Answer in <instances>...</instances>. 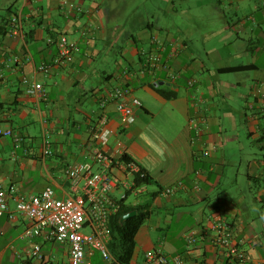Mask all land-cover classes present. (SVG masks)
Masks as SVG:
<instances>
[{
	"label": "crops",
	"instance_id": "1",
	"mask_svg": "<svg viewBox=\"0 0 264 264\" xmlns=\"http://www.w3.org/2000/svg\"><path fill=\"white\" fill-rule=\"evenodd\" d=\"M10 1L0 18V185L30 195L47 186L60 197L73 194L65 168L85 159L90 126L105 111L115 137L151 179L147 191L126 201L151 204L130 264H147L146 253L158 249L169 258L181 254L183 264H235L215 241L216 222L245 250L243 264H264V0H216L213 29L201 32L210 19L195 18L198 26L178 36L147 19L134 22L136 15L123 13L115 0H22L16 10ZM14 17L19 34L12 31ZM60 33L76 43L74 59L42 72L38 67L56 55ZM197 35L208 42L202 51ZM237 66L248 68L231 69ZM35 81L43 96L27 93ZM117 86L143 101L127 127L115 102L100 105ZM231 93L237 103L244 100L243 111L227 104L236 102ZM149 97L174 104L184 98L182 125L140 128L145 115L155 121L162 113L152 110ZM45 128L51 153L44 157ZM15 135L22 138L18 145ZM172 185V194L162 192ZM9 203L14 209L13 198ZM29 223L20 213L14 220L0 215V264H72L68 245L27 238ZM35 244L40 254H32ZM90 258L116 264L99 252Z\"/></svg>",
	"mask_w": 264,
	"mask_h": 264
},
{
	"label": "built area",
	"instance_id": "2",
	"mask_svg": "<svg viewBox=\"0 0 264 264\" xmlns=\"http://www.w3.org/2000/svg\"><path fill=\"white\" fill-rule=\"evenodd\" d=\"M22 29L17 17L12 19V31L19 34ZM57 53L51 62H43L38 69L48 73L54 66L67 65L73 61L77 45L64 33L55 39ZM158 62L160 57H150ZM16 61L19 58H15ZM2 75L0 74V77ZM33 96H43L44 89L40 82H33L27 89ZM115 102L116 110L122 114L123 126L134 121V111L142 107V100L132 95L130 87H114L102 98L100 105L104 109L109 102ZM12 130L4 132L11 135ZM49 130H43L42 154L51 153ZM21 136L15 135V144H20ZM127 146L109 124V114L102 112L90 126L89 150L85 159L69 164L65 174L73 194L60 197L52 186H47L36 195L24 194L16 188H5L0 185V215L7 214L8 219H16L17 213L28 220L24 234L27 238L39 236L43 241L68 245L72 264H93L90 256L99 252L103 259L120 264L113 256L109 243L112 238L110 219L121 209V200L129 194H140L146 191L147 185H137L136 173L145 176L141 167L134 162L122 160ZM124 190L121 198L115 191ZM174 187H166L165 194H172ZM15 201V208L10 207L9 199ZM215 241L226 248V255L235 264L245 262V250L233 241V236L222 222L214 224ZM195 234H187L189 244L195 243ZM41 244H35L32 254H40ZM147 264H183V256L177 254L169 258L160 249L146 253Z\"/></svg>",
	"mask_w": 264,
	"mask_h": 264
},
{
	"label": "rangeland",
	"instance_id": "3",
	"mask_svg": "<svg viewBox=\"0 0 264 264\" xmlns=\"http://www.w3.org/2000/svg\"><path fill=\"white\" fill-rule=\"evenodd\" d=\"M5 0H0V18L2 14L7 13V8L5 5ZM110 2L111 0H105V2ZM119 5V9L123 11V13L127 10V13H132L136 15L133 17V21L136 22L138 20H146L152 21L154 26L162 28L163 32L169 30L174 36H178V32L180 29H185L189 31L192 29L193 26H198L196 24L195 18H204L210 19L212 16L218 14V6L215 4L216 0H115ZM12 8L16 10L18 7L22 5V0H11L10 1ZM209 23H205L201 28V32L207 29H213L211 26L216 25L213 19L208 21ZM196 45L202 51L204 46L208 45V42H205L199 35H197ZM245 92V89L243 88ZM235 95L234 93H231ZM236 102H231L228 99L227 104L233 105L241 108L242 111L245 108L244 100L239 99L237 103L238 96L235 95ZM141 99V98H140ZM153 103V111L159 110L161 111L160 119H152V116H147L144 120L140 121L138 126L140 128L146 127L148 124H152L153 126H158L161 129L167 130H175L178 129L182 123L183 119L185 118L186 112L183 110V106L185 104L184 98L181 100H173L174 103H165L153 101L150 97L148 98ZM161 100V99H160ZM151 103V104H152ZM219 105L225 106V102L218 101ZM177 104V106H176ZM237 114V112H236ZM160 121V122H159ZM161 123V124H160ZM233 121L231 119L227 120V126H232ZM124 194V190L121 188L118 191H115V195L118 198ZM134 194H129L128 198L129 201L133 200L135 197ZM36 260V259H34Z\"/></svg>",
	"mask_w": 264,
	"mask_h": 264
},
{
	"label": "trees",
	"instance_id": "4",
	"mask_svg": "<svg viewBox=\"0 0 264 264\" xmlns=\"http://www.w3.org/2000/svg\"><path fill=\"white\" fill-rule=\"evenodd\" d=\"M12 21V19H11ZM248 66H237L231 69L234 70H241V69H247ZM156 91L163 97L165 98H172L175 97V94L170 93L168 91H165L164 89L161 88H155ZM143 103V101H142ZM143 107V105H142ZM140 107V108H142ZM122 160L126 162H134L137 163L129 154L128 150L126 153L122 156ZM138 164V163H137ZM139 165V164H138ZM140 166V165H139ZM141 167V166H140ZM142 169V172H145V176H141L140 173H136L134 176L136 184L139 185H147L148 186L151 183V179L149 174L145 169ZM175 185L172 186H167V187H174ZM177 187V186H176ZM166 187L162 188V192L164 193ZM176 189V188H175ZM175 191V190H174ZM173 191V192H174ZM145 192V191H144ZM141 194V193H140ZM127 198H124L121 200V209L120 211L112 216L110 219V226L112 229V238L109 243V248L113 254V256L116 258V260L120 264H130L134 250H135V236L141 227V225L149 218L150 216V203H140V204H130L127 203ZM132 210H136L137 213L128 219L122 221V216ZM232 260L231 258H229ZM233 261V260H232ZM29 264V263H26Z\"/></svg>",
	"mask_w": 264,
	"mask_h": 264
},
{
	"label": "water",
	"instance_id": "5",
	"mask_svg": "<svg viewBox=\"0 0 264 264\" xmlns=\"http://www.w3.org/2000/svg\"><path fill=\"white\" fill-rule=\"evenodd\" d=\"M136 213H137L136 210H132V211H130V212L124 214V215L122 216V219H121V220L124 221V220L128 219L129 217L135 215Z\"/></svg>",
	"mask_w": 264,
	"mask_h": 264
}]
</instances>
